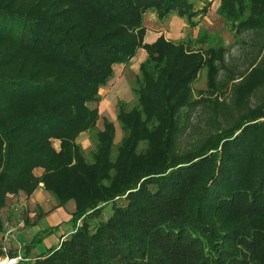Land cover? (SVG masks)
Wrapping results in <instances>:
<instances>
[{"label":"trees","instance_id":"16d2710c","mask_svg":"<svg viewBox=\"0 0 264 264\" xmlns=\"http://www.w3.org/2000/svg\"><path fill=\"white\" fill-rule=\"evenodd\" d=\"M216 1L235 41L253 34L241 72L226 60L223 40L206 32L186 43L162 35L145 42L147 13L194 28L210 0L197 10L192 0H0V259L264 264V0ZM139 50L146 55L131 86L136 103L117 102L116 145L113 122L103 119L97 130L100 113L90 105L114 67ZM201 72L206 90L194 96ZM201 105L211 130L179 150ZM83 133L95 142L87 155L77 143ZM39 187L57 209L73 205L71 228L35 254L57 226L35 231L24 247L20 228L5 237L17 202Z\"/></svg>","mask_w":264,"mask_h":264},{"label":"rangeland","instance_id":"374dc122","mask_svg":"<svg viewBox=\"0 0 264 264\" xmlns=\"http://www.w3.org/2000/svg\"><path fill=\"white\" fill-rule=\"evenodd\" d=\"M199 2L200 1H196V7H202ZM211 2H215L213 4V8H211L212 10L209 9L205 17L197 16L194 19V21L197 22L196 27H190V25L185 21V27L181 31L180 36H172V33L170 31L171 28H169L168 23L169 18L166 19L164 23H159L158 20L154 18L155 14L153 13L146 14L145 26L147 29L154 30L155 33H158L157 30L165 28L163 29L166 30L165 37H171V39L178 38L174 40L176 42L182 43H186L188 41L187 38H199L202 32L209 33L215 39L223 40L224 45L227 48L225 56L226 60L232 63V66L234 67V70L236 72H241L247 67L248 60L251 57V41L253 38V34L249 32L244 33L240 36L239 40L235 41L230 24L226 23L220 16L216 14L218 2L216 0H211ZM158 26L161 27L159 28ZM246 54H250V56L247 57ZM137 59H135L127 66L121 65L114 67L115 74L113 79L99 91L100 101L96 104L90 105L93 108H97L100 113V118L97 122V130H102L103 119H107L113 122L115 128L114 143L116 145L120 142L123 136L120 125L117 121V102L122 101L126 103L127 109L131 108L136 103V98L131 92V86L135 82L139 74L138 63H140L141 61L139 62V59ZM223 76L224 73L221 72L219 79H223ZM202 90H206V79L204 72H201L200 77L193 86V95L198 96V92ZM217 95L221 100H229L230 85L223 92L217 93ZM205 97L209 98L208 94H206ZM212 97L210 96V98ZM206 120L207 118L204 114L203 105L191 111L189 128L181 135L178 141L179 150L189 148L191 147V145H193V143L198 142L205 137L207 132L211 130L206 129ZM77 143L80 144L86 155L95 146L94 139L90 133L81 134L77 139ZM54 146L58 148V143L55 142ZM23 198L24 200L22 201V203L20 201L17 202V206H19L18 208H15L16 217H14L13 221L8 223L14 225V223L16 222H23V226L18 230L16 234V238H18L20 246L24 247L27 243H29V241L33 237V234L36 233L35 231H38L40 229L44 230L53 228L55 226L58 227V230H55L54 234L47 237L44 241L45 243L40 247H47L49 245L52 246V244H57L59 241L58 237L60 236V233H63L64 230H69L71 228V224L68 225L66 222L68 221L69 214L71 213L73 203L71 202V204H68L66 209H57V203L55 202V200L47 192H45L42 187H39L30 198ZM15 199L13 200L12 205L15 204ZM7 211L8 210L2 212V216L4 213L6 215ZM39 213H43L42 216L46 215L42 222L41 228H37L40 221V219H37ZM25 217L27 218L28 222L26 220V222L24 223ZM28 217H31V220H29ZM33 222L35 224L31 225ZM19 236H23L24 238H19ZM45 244H47V246Z\"/></svg>","mask_w":264,"mask_h":264},{"label":"crops","instance_id":"0c3cea01","mask_svg":"<svg viewBox=\"0 0 264 264\" xmlns=\"http://www.w3.org/2000/svg\"><path fill=\"white\" fill-rule=\"evenodd\" d=\"M193 1V3L195 4V10H197V9H200L201 8V6H199V7H196V1H200L199 2V4H201L202 6L204 5V3L206 2V1H209V0H192ZM211 1V0H210ZM215 2H212V5L214 4ZM150 14H152V13H150ZM154 18L157 20V17H156V15L154 16ZM166 21V20H165ZM165 21H163V23L165 22ZM159 22V21H158ZM159 23H162V22H159ZM168 23H169V28H171V33H172V36H180V34H181V31L183 30V28L185 27V20H183V19H181V18H179V17H177L176 15H171L170 17H169V20H168ZM161 26H162V24H161ZM160 26V27H161ZM159 27V26H158ZM159 27V28H160ZM168 27V26H167ZM163 29H165V28H162V29H160V30H157V32L158 33H155L154 32V30H151V29H147V33H146V36H145V42H147V43H152V42H154L159 36H164L165 37V31L166 30H163ZM171 35V34H170ZM166 39H168V40H171V41H173V42H176L174 39H178V38H173V39H171V37L170 38H167V36L165 37ZM187 39H189V40H195V39H193V38H187ZM145 52L144 51H142V50H139V52L137 53V58L139 59V62L140 61H142V60H144V58H145ZM136 58V59H137ZM137 59V60H138ZM135 60V59H134ZM134 60H132L131 62H133ZM140 63H138V65H139ZM34 174L36 175V176H40L41 174H42V170L41 169H35V171H34ZM19 238H24L23 236H19ZM45 248H43V247H38L37 249H35L34 250V252H35V254H39V253H43L45 250H44Z\"/></svg>","mask_w":264,"mask_h":264},{"label":"built area","instance_id":"2783aa9c","mask_svg":"<svg viewBox=\"0 0 264 264\" xmlns=\"http://www.w3.org/2000/svg\"><path fill=\"white\" fill-rule=\"evenodd\" d=\"M23 226V222H16L14 225L7 226V233L5 239L8 240L11 238L12 234L19 228ZM20 258L14 259H0V264H15Z\"/></svg>","mask_w":264,"mask_h":264},{"label":"bare ground","instance_id":"6f19581e","mask_svg":"<svg viewBox=\"0 0 264 264\" xmlns=\"http://www.w3.org/2000/svg\"><path fill=\"white\" fill-rule=\"evenodd\" d=\"M16 232V231H15Z\"/></svg>","mask_w":264,"mask_h":264}]
</instances>
